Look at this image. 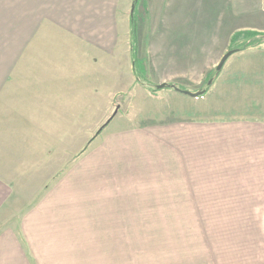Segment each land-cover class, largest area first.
<instances>
[{"label":"rangeland","instance_id":"374dc122","mask_svg":"<svg viewBox=\"0 0 264 264\" xmlns=\"http://www.w3.org/2000/svg\"><path fill=\"white\" fill-rule=\"evenodd\" d=\"M134 1L117 0L123 75L90 120L83 163L71 158L69 208L21 226L32 234L30 264H264V177L252 178L259 163L242 159L237 129L245 117L264 122V40L215 71L230 41L164 48L157 5L149 14Z\"/></svg>","mask_w":264,"mask_h":264},{"label":"crops","instance_id":"0c3cea01","mask_svg":"<svg viewBox=\"0 0 264 264\" xmlns=\"http://www.w3.org/2000/svg\"><path fill=\"white\" fill-rule=\"evenodd\" d=\"M156 5L164 48L186 41L227 46L234 32L264 33V0H143L149 14ZM116 6L0 0V264H30L32 234L21 226L50 224L54 209L69 208L71 158L123 75ZM182 34L187 38L178 40ZM237 129L242 159L261 167L264 122L245 117ZM259 166L251 176L260 180Z\"/></svg>","mask_w":264,"mask_h":264},{"label":"trees","instance_id":"16d2710c","mask_svg":"<svg viewBox=\"0 0 264 264\" xmlns=\"http://www.w3.org/2000/svg\"><path fill=\"white\" fill-rule=\"evenodd\" d=\"M136 2H138V0H135L134 4ZM129 26H130V36H131V40H132L131 44H132V42L135 40V36H136V32H137V23L133 19V15H131V14L129 16ZM239 37H243V39H245V41L242 43H238L237 40ZM257 40L258 41L264 40V34H259V33H255V32H248V31H237V32L233 33L231 38H230V49L242 50V49H246L249 47H253V42H255V41L257 42ZM166 87H178V88H180L178 85H172V84L167 85ZM205 94H206V91L203 92V94L199 97H202ZM110 120L111 119L109 118L102 126H100V128L96 131V133L91 136V138L87 142L88 144L91 141H93V139L97 135H99L100 131L109 123ZM86 147H87V145L85 147H83L81 149V151H79V154L77 155V157L80 156L84 152Z\"/></svg>","mask_w":264,"mask_h":264},{"label":"water","instance_id":"95a60500","mask_svg":"<svg viewBox=\"0 0 264 264\" xmlns=\"http://www.w3.org/2000/svg\"><path fill=\"white\" fill-rule=\"evenodd\" d=\"M133 8H134V5L131 6V10H130V13H132L133 11ZM235 52V49H230L228 51H226L223 56L221 57L219 63L217 64L216 66V71L220 70L221 67L223 66L224 62L226 61V59ZM210 83V81H209ZM166 86V83H161V84H158L156 85V88H163ZM175 91L177 92H180L182 94H185V95H188L189 97H198V96H201L202 93H203V90H197L195 92H192V91H189V90H185V89H181V88H178V87H172Z\"/></svg>","mask_w":264,"mask_h":264}]
</instances>
